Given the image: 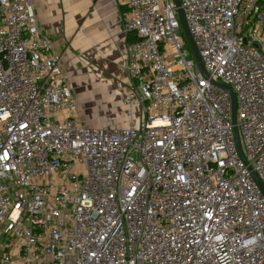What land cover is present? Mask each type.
I'll return each instance as SVG.
<instances>
[{"label":"built area","instance_id":"built-area-1","mask_svg":"<svg viewBox=\"0 0 264 264\" xmlns=\"http://www.w3.org/2000/svg\"><path fill=\"white\" fill-rule=\"evenodd\" d=\"M115 1L126 126L85 123L32 0H0V264H264V0Z\"/></svg>","mask_w":264,"mask_h":264},{"label":"crops","instance_id":"crops-1","mask_svg":"<svg viewBox=\"0 0 264 264\" xmlns=\"http://www.w3.org/2000/svg\"><path fill=\"white\" fill-rule=\"evenodd\" d=\"M32 4L40 28L61 56L84 122L113 126L110 116L128 125L122 97L129 84L126 47L131 34L123 29L121 6L115 0H32Z\"/></svg>","mask_w":264,"mask_h":264},{"label":"water","instance_id":"water-1","mask_svg":"<svg viewBox=\"0 0 264 264\" xmlns=\"http://www.w3.org/2000/svg\"><path fill=\"white\" fill-rule=\"evenodd\" d=\"M177 2V5L179 6L180 5V0H176ZM178 13H179V16H180V20H181V25H182V29H183V32H184V35L187 39V42L188 44L190 45L192 51H193V54H194V57L195 59L197 60V62L199 63V66H200V69L202 71V73L206 76L207 75V72L203 66V63L201 61V57H200V54L197 50V47L192 39V36L187 28V25H186V22H185V18H184V14H183V11L181 8L178 9ZM225 87L230 93H231V96H232V106H233V116H232V120H233V123L235 124V137H236V143H237V147H238V150L239 152L242 154V156L244 157L243 155V151H242V147H241V142H240V137H239V133H238V128L236 126V108H237V101H236V97L234 95V93L232 92V90L227 87V86H223ZM255 178L257 180V182L259 183V185L261 186V188L263 189L264 191V186L262 184V182L260 181V179L257 177V175H255Z\"/></svg>","mask_w":264,"mask_h":264},{"label":"rangeland","instance_id":"rangeland-1","mask_svg":"<svg viewBox=\"0 0 264 264\" xmlns=\"http://www.w3.org/2000/svg\"><path fill=\"white\" fill-rule=\"evenodd\" d=\"M178 33H180V32H178ZM105 114V113H104ZM108 119H109V121H110V123H112V125L114 126V125H123V124H121L122 122H118V121H116L113 117H108ZM97 122H96V124L95 125H99L100 123H101V121H100V117H97ZM3 257H4V253L0 250V261H2V259H3Z\"/></svg>","mask_w":264,"mask_h":264},{"label":"trees","instance_id":"trees-1","mask_svg":"<svg viewBox=\"0 0 264 264\" xmlns=\"http://www.w3.org/2000/svg\"><path fill=\"white\" fill-rule=\"evenodd\" d=\"M130 38H132V36Z\"/></svg>","mask_w":264,"mask_h":264}]
</instances>
